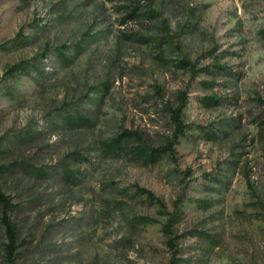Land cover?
<instances>
[{
  "label": "rangeland",
  "instance_id": "rangeland-1",
  "mask_svg": "<svg viewBox=\"0 0 264 264\" xmlns=\"http://www.w3.org/2000/svg\"><path fill=\"white\" fill-rule=\"evenodd\" d=\"M127 1L0 0L15 264H264V0H135L131 20Z\"/></svg>",
  "mask_w": 264,
  "mask_h": 264
},
{
  "label": "trees",
  "instance_id": "trees-1",
  "mask_svg": "<svg viewBox=\"0 0 264 264\" xmlns=\"http://www.w3.org/2000/svg\"><path fill=\"white\" fill-rule=\"evenodd\" d=\"M135 0H128V6H124L123 10L125 11V19L126 20H131L133 19H137L139 17V3L138 2H134ZM139 1V0H138ZM146 5H150L151 4V0H142ZM146 16H150V17H155V14L151 11L148 10L146 13ZM61 50H68V47H66L65 45H60L58 46V48H56V50H54V52L56 53V55L59 57V59H63V60H67V56L63 55L61 53ZM42 56L44 57L46 55V49H43L41 51ZM62 61V60H61ZM26 68V64L23 65L22 63H17L15 64L10 70H13L14 72H20L25 70ZM216 68L221 71L224 70L222 66H216ZM106 84V83H105ZM103 85L102 88L106 89V85ZM156 96H158V93H156ZM210 100L212 101V105L215 106L217 105L214 101H217V98H210ZM175 102L177 103L176 107L170 106V105H165L163 106L164 111L167 114V118L170 122V124L173 127V137H177L178 135H182L183 134V126L182 124L179 122V114H180V109L181 106L184 105L185 102V93L183 92H178L175 96ZM66 118H69V120L71 122H75L78 121L80 124H86L87 120L83 117H80L79 115L75 117V119L71 118L70 116H66ZM27 130V131H26ZM23 130L25 131L26 137L31 134L30 130L26 129ZM22 133V131H21ZM123 134L121 136L118 135V139L120 137V139L123 137L124 139L128 138V137H132V135H134L132 132L129 131H123ZM25 136H22L19 139L24 138ZM134 138H137V136L134 135ZM116 143H118L117 140H114V142L109 143V144H105L104 145V149L109 150L111 149ZM172 143L168 141L167 139L165 140V143L158 147V148H153V149H148L147 147H144L143 145H139L135 148L134 153L138 156L139 159H142L143 162H145L146 164H155L156 161L162 157L163 155H168L172 152ZM3 152L0 151V154H2ZM5 169V167H3V165L0 164V173L3 172ZM65 177L69 178L70 177V173L67 171L65 172ZM141 193H143L148 199H152V195L147 192V191H143L141 190ZM9 207H10V203L8 201V198L1 193L0 191V226L2 227V232H3V238L5 239V242L2 244V259L3 261H5V264H15L16 260H17V246H16V241H17V226L14 224V222L12 221L11 217L9 216ZM166 245L170 248L173 249V253L172 256L175 255V251L173 248V245L170 242H167ZM180 260H178V258L171 259L170 264L174 263V262H178Z\"/></svg>",
  "mask_w": 264,
  "mask_h": 264
}]
</instances>
